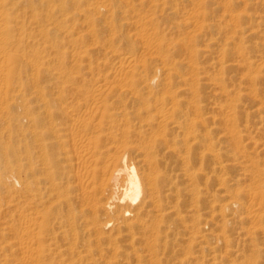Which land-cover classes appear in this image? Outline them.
I'll return each instance as SVG.
<instances>
[{"label": "bare ground", "instance_id": "obj_1", "mask_svg": "<svg viewBox=\"0 0 264 264\" xmlns=\"http://www.w3.org/2000/svg\"><path fill=\"white\" fill-rule=\"evenodd\" d=\"M182 1L193 5V17L208 15L205 3ZM176 6V0H0V194L11 198L0 210V236L13 233L0 253L12 252L18 238L26 264H161L180 225L189 232L180 264L225 263L234 254L226 250L228 237L199 226L200 179L214 180L222 194L211 202L208 228L215 220L227 227L236 215L250 225L248 237L263 232L262 171L248 161L247 202L242 187L234 192L224 176L203 174V158L222 163L194 129L205 125L198 75L180 72L189 67L169 57L154 19L133 20L156 16L158 8L179 13ZM224 11L222 18H235L230 4ZM131 27L138 38L125 32ZM132 42L142 47L141 57ZM125 45V53L116 48ZM103 49L116 62L110 74L93 78L90 59ZM230 132L239 137L234 126ZM193 148L201 149L195 168ZM184 205L193 212L186 225ZM194 249L209 259L197 262Z\"/></svg>", "mask_w": 264, "mask_h": 264}, {"label": "rangeland", "instance_id": "obj_2", "mask_svg": "<svg viewBox=\"0 0 264 264\" xmlns=\"http://www.w3.org/2000/svg\"><path fill=\"white\" fill-rule=\"evenodd\" d=\"M160 1L157 0L158 3ZM196 1L201 2L199 3L200 7L205 3L204 11L208 14L207 16L201 17L202 14H200L198 18L193 17L188 13L189 8L193 5L189 2L176 0L179 13L173 14L169 11V14L165 15L161 14L162 12L158 8L156 16L152 14L147 17L143 13L140 14V18L135 17L133 20L142 23L151 20V18L154 19L153 22L160 26L161 33L166 37V41L171 47L169 57L180 60L189 67L188 69L183 66L180 72L198 75L197 102L201 109L199 114L204 119L205 125H196L194 129L197 133H204L207 136L208 144L219 154L218 161L220 160L222 163V165H217L214 160L203 158L202 172L206 177L224 176L228 180L225 187L231 191H234L235 187H242L247 191V194H243L240 198L247 202L249 200L248 193L253 192L252 178H250L253 168L248 169V161H251L262 171L261 184L264 189V68H257V65L264 64V0H230V3L225 0H195L194 2ZM228 4L231 5L232 13L236 15L235 18L227 15L224 18L221 17L227 14L224 9ZM146 6L143 7V10L148 9ZM169 6L171 5H167V7ZM202 9L200 8V11ZM125 32L127 35H132L134 39L138 38L133 27L125 29ZM107 34L108 32L105 33V37ZM118 44L119 42L116 43V46ZM132 45L136 48L134 52L141 57L142 47L140 44L132 42ZM186 47H193L195 51L187 50ZM116 48L125 53L129 47L125 45ZM190 52L194 56H191ZM90 61L91 65L89 66H92L90 72L93 78H96L100 73L110 74L106 70L116 62L104 54V49L99 55L96 53ZM85 64L87 63L85 62ZM82 72L87 73L88 71L84 69ZM219 79H222L220 85L217 84ZM227 92L231 97L225 100L224 94ZM236 93H239V96L235 95ZM230 126H234L239 132L238 138L232 136ZM176 147L180 150L184 149L181 144H177ZM200 152V148H193L189 151L192 159L191 167H198ZM224 165L225 167L219 170V166ZM175 166H178L176 160ZM198 183L202 189L201 196L203 198L198 211L201 214L200 222L202 221L200 224L197 219L199 226L208 230L212 228L214 233L222 231L230 240V245L226 250L234 253L228 256L227 262L222 264H264V230L248 237L245 232L250 228V225L239 222L240 216L236 215L227 227L220 229V223L215 220L214 227L209 225L208 228L206 221L210 217L206 216L209 215L211 202L213 199L219 200V196L222 194L218 192V186L212 179H209L207 183L206 179H200ZM180 198L189 202V197L185 194ZM8 200H11L8 194L5 192L0 194V210L2 212L9 207ZM179 209L187 215V220L184 222L186 225L192 220L193 212L187 213L192 208L184 205ZM204 217L205 219L202 220ZM261 226H264V223ZM15 229L14 224V231ZM188 234V230L182 226L176 227V237L168 245L166 254L159 255L162 258L161 264L183 262L182 258L187 251L185 241ZM9 237H13L12 231L4 233L3 237L0 236V246ZM210 239L208 237L206 241L209 243ZM17 241L18 238L16 240L14 238L12 252L2 250L0 264H26L24 257L16 247ZM220 247L221 252H224L223 244ZM159 254H161L160 250ZM192 254L197 262H205L209 259L197 249L192 250ZM51 257H46L45 261L48 263L51 260L57 262L56 255H51ZM69 257V255L63 256L65 259H69ZM194 263L196 262L190 264Z\"/></svg>", "mask_w": 264, "mask_h": 264}]
</instances>
